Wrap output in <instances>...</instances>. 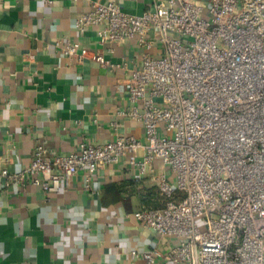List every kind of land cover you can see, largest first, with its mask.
<instances>
[{
	"label": "built area",
	"instance_id": "2783aa9c",
	"mask_svg": "<svg viewBox=\"0 0 264 264\" xmlns=\"http://www.w3.org/2000/svg\"><path fill=\"white\" fill-rule=\"evenodd\" d=\"M83 1L90 10L76 28H95L103 48L138 38L163 50L129 74V115L144 138L84 140L68 155L39 144L23 173L0 167V179L28 174L59 193L81 173L89 188L99 169L127 167L159 193L135 218L169 243L141 254L146 264H264V0H162L137 16ZM63 49L75 55L78 45Z\"/></svg>",
	"mask_w": 264,
	"mask_h": 264
},
{
	"label": "crops",
	"instance_id": "0c3cea01",
	"mask_svg": "<svg viewBox=\"0 0 264 264\" xmlns=\"http://www.w3.org/2000/svg\"><path fill=\"white\" fill-rule=\"evenodd\" d=\"M93 1L137 16L162 0ZM89 10L83 0H0L1 168L23 173L43 143L52 155H68L84 140L144 138L129 115V74L144 54L163 50H147L138 38L103 48L95 28H76ZM69 45L77 54L64 51ZM82 50L107 63L81 59ZM61 188L46 193L28 174L0 179V264H146L141 254L169 248L134 216L159 198L149 178L136 182L127 167L108 165L89 188L83 173Z\"/></svg>",
	"mask_w": 264,
	"mask_h": 264
},
{
	"label": "rangeland",
	"instance_id": "374dc122",
	"mask_svg": "<svg viewBox=\"0 0 264 264\" xmlns=\"http://www.w3.org/2000/svg\"><path fill=\"white\" fill-rule=\"evenodd\" d=\"M203 226V224H201V227Z\"/></svg>",
	"mask_w": 264,
	"mask_h": 264
}]
</instances>
